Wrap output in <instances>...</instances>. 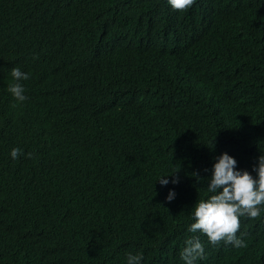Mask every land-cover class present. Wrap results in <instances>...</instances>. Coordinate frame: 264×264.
Wrapping results in <instances>:
<instances>
[{
    "label": "trees",
    "instance_id": "obj_1",
    "mask_svg": "<svg viewBox=\"0 0 264 264\" xmlns=\"http://www.w3.org/2000/svg\"><path fill=\"white\" fill-rule=\"evenodd\" d=\"M46 4L66 11L68 24L49 34L21 33L28 27L20 15ZM209 4H219L221 16L208 21L204 37L190 46V28ZM13 66L28 72L27 86L38 96L0 104L12 119L0 121V264H49L42 249L51 233L66 236L69 264L99 257L103 264H127L129 254L142 255L141 264H185L177 244L192 235L205 249L195 264H264V205L257 218L240 217L237 237L244 247L213 246L206 235L188 232L195 204L212 195L208 182L218 158L227 153L236 170L255 177L264 155V0H198L184 12L158 0H0V70ZM51 68L61 71L55 76ZM86 72L103 74L88 75L86 87ZM77 82L85 106L123 84L137 85L136 96L145 102L134 110L150 109L154 120L166 116L158 139L129 125L148 148L145 162L152 168L136 182L137 201H122L127 193L97 160L76 179L59 174L55 182L38 169L32 191L2 189L22 171L39 127L49 128L45 107L60 104ZM100 111L114 119L126 114L104 106ZM14 148L21 150L16 159ZM175 172L173 184L166 175ZM162 176L166 186L158 181ZM6 221L8 228L1 226Z\"/></svg>",
    "mask_w": 264,
    "mask_h": 264
},
{
    "label": "clouds",
    "instance_id": "obj_2",
    "mask_svg": "<svg viewBox=\"0 0 264 264\" xmlns=\"http://www.w3.org/2000/svg\"><path fill=\"white\" fill-rule=\"evenodd\" d=\"M158 1L172 12H184L192 8L198 0ZM206 6L200 8L205 14L201 22L190 28V46L197 44L204 37L208 21L221 16L219 4ZM20 17L28 27L21 33L38 31L49 34L56 32L61 25L68 24L66 11L53 4L32 7ZM75 27L79 29V26ZM74 56L75 54L69 57L67 67L72 66ZM50 70L55 76L61 71L55 68ZM101 74L86 72L81 76V81H84V86L90 87L91 82L86 80V77ZM126 74L128 71L125 69L123 75ZM28 79V72L21 67L13 66L0 70V104L8 102L13 106L9 99L12 102L15 100L17 104L35 100L38 92L34 86H27ZM149 90L151 97L155 90L153 83L149 84ZM137 91V85L123 84L110 96L101 97L95 103L85 106L77 82L60 104L45 107L43 118H46L49 128L39 127L32 141L26 146L22 171L10 177L2 189L7 188L18 194L32 191L33 177L38 169H43L48 178L55 182H60L59 174H65L68 179H76L84 173L88 161L97 160L106 167L108 175L120 184L125 195L127 193L122 201H137L140 185L136 182L142 174L152 168L145 162L148 148L130 134L129 125L158 139V130L166 124V116L154 120L150 109L148 113L134 110L135 106L145 102L144 99L137 98ZM103 106L111 111L123 109L126 114L120 119H114L101 113L100 108ZM11 120L0 111V121ZM19 155L20 149L14 148L11 151L13 159ZM236 164L237 161L233 157L227 153L222 154L214 164L208 182V192L212 195L207 200L198 201L194 206L195 222L190 225L188 232L206 235L213 246H218L223 241L237 248L244 247V241L237 237L240 217L247 215L255 219L260 215L259 206L264 205V155L258 158V166L253 168L255 177L247 171L236 170ZM127 172L134 173L136 178H128ZM175 174L176 172L166 175L173 177V184L178 183ZM166 176L158 179L161 186L169 183V180L165 179ZM174 196V191H170L166 199L171 202ZM9 224L10 222L6 221L1 226L8 228ZM43 243L42 251L49 264H69L63 252L67 244L65 235L46 234ZM177 247L183 249L181 259L185 264H195L198 259L204 258L205 249L197 235L190 238L180 237ZM142 259V255L129 254L127 264H141ZM83 264H103L102 257Z\"/></svg>",
    "mask_w": 264,
    "mask_h": 264
}]
</instances>
